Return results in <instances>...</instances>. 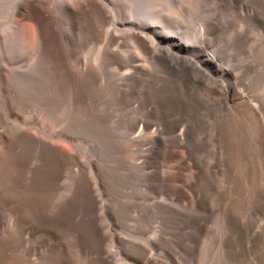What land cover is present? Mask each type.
Instances as JSON below:
<instances>
[{
  "label": "rangeland",
  "instance_id": "rangeland-1",
  "mask_svg": "<svg viewBox=\"0 0 264 264\" xmlns=\"http://www.w3.org/2000/svg\"><path fill=\"white\" fill-rule=\"evenodd\" d=\"M107 3L119 33L144 29L149 8L164 10L162 31L185 48L128 40L146 73L120 81L121 63L104 59L106 25L58 13L62 54L44 62L21 44L29 26L18 28L16 0H0L5 256L264 264V0ZM203 52L219 72L194 58ZM216 81L238 86L246 102L226 100ZM144 127V142L132 143Z\"/></svg>",
  "mask_w": 264,
  "mask_h": 264
},
{
  "label": "bare ground",
  "instance_id": "bare-ground-1",
  "mask_svg": "<svg viewBox=\"0 0 264 264\" xmlns=\"http://www.w3.org/2000/svg\"><path fill=\"white\" fill-rule=\"evenodd\" d=\"M107 2L108 0H61L58 2L56 0H16V4L13 6L12 13H14V15L17 17V19L15 20L18 28L20 26L22 27V24L24 23L29 26L28 34L23 35L24 33L22 34V30L21 32L18 31V34L19 32L21 33V35H19L21 37L20 41H22V46L25 48V50L35 47L39 54L42 53L46 56L42 58L44 62L50 61L51 63H53L55 59L62 54V46L61 43H59L57 33L55 32L56 27L59 25L58 13H61L62 15H65L72 19H81L90 17V15L95 16L104 25H106V42L104 43V47H102V49L104 48V59L112 63H121L120 65L123 69V72H121L119 80L127 82H132L138 75H144L146 73V66L143 63L142 57H140V54L133 52L139 48L137 45V48L134 45V42H136L137 40L142 44V46H145L147 50L148 46L150 47V45H158L157 43L167 45L170 47V49L174 47L179 51H182L185 48V45L181 39L172 37L171 35H168L164 31H162L161 28L168 29L165 23L162 22V17L165 14L164 10L161 9V12H156L154 11L155 9L153 10V8H149L144 18V20L146 21L144 29H141L139 32L133 33H119L118 26L121 25L120 19H118L117 16L111 15L107 11ZM15 20L13 22H15ZM148 22H152L154 26H151L150 24H148ZM12 24H14L13 26H15V23ZM134 38L135 40L137 39L133 42L134 46L129 45V43L131 42L130 40H134ZM128 40L130 41L129 43ZM138 41L136 42V44L138 43ZM139 50L140 49H138V51ZM159 50L161 49L159 48ZM173 58L176 61L184 60L191 65L193 63L189 58L182 59L177 56ZM194 58L197 59L198 62L211 65L216 72H219V67L217 66V63L211 54L203 52L199 55V58ZM216 82L217 86L221 90L223 97L226 100H232L233 102L238 103L246 102L244 93L242 94L239 92V90H237L238 86L236 88V85L234 84H224L220 81ZM145 130H147L146 127L133 135L130 139L131 142H140V144H142L144 142V138H146L144 133ZM175 139L176 141L181 142L182 135H176ZM5 249L6 238L3 232L0 230V264H32L29 262L10 260L11 258L9 259L7 258V256H5Z\"/></svg>",
  "mask_w": 264,
  "mask_h": 264
}]
</instances>
